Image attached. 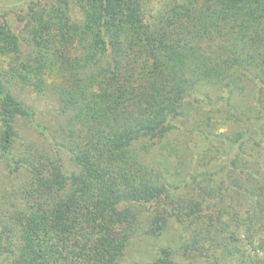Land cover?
I'll use <instances>...</instances> for the list:
<instances>
[{
	"label": "trees",
	"instance_id": "1",
	"mask_svg": "<svg viewBox=\"0 0 264 264\" xmlns=\"http://www.w3.org/2000/svg\"><path fill=\"white\" fill-rule=\"evenodd\" d=\"M0 10V264H264V0Z\"/></svg>",
	"mask_w": 264,
	"mask_h": 264
},
{
	"label": "rangeland",
	"instance_id": "2",
	"mask_svg": "<svg viewBox=\"0 0 264 264\" xmlns=\"http://www.w3.org/2000/svg\"><path fill=\"white\" fill-rule=\"evenodd\" d=\"M1 13H2V11L0 10V15H1ZM15 18V16L14 15H11L10 16V19L11 20H13ZM25 132H26V136H29L31 133H32V131H31V129H29V128H25ZM65 157V156H64ZM65 162L68 164V165H70L71 163H70V159L68 158V157H65ZM1 169V168H0ZM0 172H1V170H0ZM176 235V231H174V229H172V230H170V231H166V233H165V237L163 238V240L162 241H166V239H168V238H171L172 236H175ZM238 237H240V239H241V242H240V245L242 246V247H244L249 253H251V254H256V253H259L258 251H259V247H257L258 246V242L257 241H253V240H251L249 237H248V235H246L245 234V232H243V231H239L238 232Z\"/></svg>",
	"mask_w": 264,
	"mask_h": 264
}]
</instances>
